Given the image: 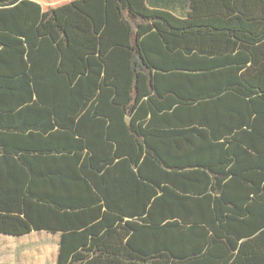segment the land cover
<instances>
[{
  "label": "trees",
  "instance_id": "1",
  "mask_svg": "<svg viewBox=\"0 0 264 264\" xmlns=\"http://www.w3.org/2000/svg\"><path fill=\"white\" fill-rule=\"evenodd\" d=\"M146 1L0 0V234L264 264V0Z\"/></svg>",
  "mask_w": 264,
  "mask_h": 264
},
{
  "label": "crops",
  "instance_id": "2",
  "mask_svg": "<svg viewBox=\"0 0 264 264\" xmlns=\"http://www.w3.org/2000/svg\"><path fill=\"white\" fill-rule=\"evenodd\" d=\"M146 3L151 9H161L181 19H187L191 12L189 0H147ZM201 5L220 6L216 2L211 5L209 1L202 2ZM205 19L207 21L209 18ZM60 240L59 233L52 234L45 231L32 232L20 237L0 234V264H45L47 262L57 264ZM15 245L24 248V251L18 253L19 248L15 251ZM30 246L32 248H29ZM15 254H18L17 262H15Z\"/></svg>",
  "mask_w": 264,
  "mask_h": 264
},
{
  "label": "rangeland",
  "instance_id": "3",
  "mask_svg": "<svg viewBox=\"0 0 264 264\" xmlns=\"http://www.w3.org/2000/svg\"><path fill=\"white\" fill-rule=\"evenodd\" d=\"M46 245V244H45ZM16 246V249H14L15 251L19 248V251H18V253H21V251H24L23 249L24 248H21L19 245H15ZM29 248H32V246H30ZM34 249V248H33ZM17 255L18 254H15L14 255V257H16L15 258V262H17ZM45 264H54L53 262H47V263H45Z\"/></svg>",
  "mask_w": 264,
  "mask_h": 264
}]
</instances>
